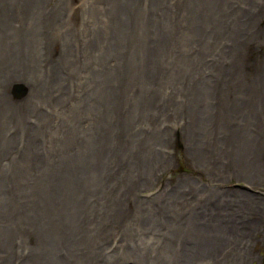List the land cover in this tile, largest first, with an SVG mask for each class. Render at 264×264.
Returning <instances> with one entry per match:
<instances>
[{
    "label": "water",
    "instance_id": "obj_1",
    "mask_svg": "<svg viewBox=\"0 0 264 264\" xmlns=\"http://www.w3.org/2000/svg\"><path fill=\"white\" fill-rule=\"evenodd\" d=\"M204 1L115 0L113 8L106 9L107 18L117 24L106 25L100 31L105 34L115 28L105 39L109 57L96 54L104 69L103 74L97 75L100 84L86 89L78 98V89L93 81L97 71L81 76L84 83L68 73L66 83H59L65 94L52 98L57 107L53 118L64 119L75 111H84L90 117L98 115L93 125L91 155L84 159L80 176L68 179L54 173L55 168L47 170L50 159L45 140L30 138L34 128L25 125V117L19 119L17 132L3 125L4 113L9 121H17L14 102L31 97L23 108L31 104L38 111L37 99L47 92L40 82L28 83L24 77L34 70L39 57L32 37L44 30L46 22L40 21L33 29H18L17 36L29 43L19 57L6 62L8 77L0 79V91H11L13 87L12 96L7 92L0 97V264H139L136 257L141 251L140 243L149 252L146 264H157L165 241L196 233L193 221L209 212L190 210L185 220L178 205L188 196L181 201L176 198V186L193 179H179L165 195L142 193L155 187L161 173L178 165L176 139L185 143L190 158L191 152L205 146L210 150L217 148V158L221 147L215 141L227 145L233 139V133L223 131L224 122L213 114V100L208 99L210 111L204 114L206 103L201 88L210 72L207 65L201 69L197 62L203 63L212 41L208 34L212 22ZM58 3L56 0L53 7ZM0 4L3 6L1 0ZM41 7L40 1L26 0L10 9L25 10L21 20L26 24L33 8ZM123 10H128L125 22L120 21ZM134 12L136 15L131 17ZM139 23L142 35L135 34ZM9 30L10 25L0 19V45L13 37ZM46 36L48 40L50 36ZM94 43L87 47L91 52L97 47ZM63 50L62 47L58 51ZM111 61L113 67L105 70L104 64ZM216 71L212 81H216ZM118 73L121 78L112 81ZM10 75L24 77L26 84L5 87ZM54 76L50 71L47 81ZM124 82L140 83L144 91L125 90L122 95ZM181 96L185 98L183 103ZM69 104L73 106L68 108ZM193 140L199 145L191 146ZM21 156L30 158L28 167L20 166ZM234 165L235 158L231 168ZM68 186L80 190L81 195L64 194L62 191ZM166 198L169 202L164 204ZM95 234L102 238L96 251L97 262H93L95 257L89 249ZM150 238L161 241L147 244ZM154 248L156 252L152 253ZM170 248L174 252V245ZM129 251L136 254L129 255ZM122 254L128 256L127 260H121Z\"/></svg>",
    "mask_w": 264,
    "mask_h": 264
},
{
    "label": "rangeland",
    "instance_id": "obj_2",
    "mask_svg": "<svg viewBox=\"0 0 264 264\" xmlns=\"http://www.w3.org/2000/svg\"><path fill=\"white\" fill-rule=\"evenodd\" d=\"M1 1L3 6L0 4V19L10 25L9 31L13 34V37L8 39L5 44L0 45V79L6 80L8 77V72L5 69L6 62L19 57L21 51L29 43L24 37L17 36L18 29H33L40 21L41 24L46 22L42 26L44 30L38 31V34L33 36L31 41L39 54L34 70L24 76L27 78L26 80L22 76L10 75L5 87L11 88L14 84L20 82L26 84L28 81H33L44 85L47 92L43 98L37 99V103H39L38 111L31 104L27 108H23V105L28 103L31 97L24 102H14L12 105L17 121H9L7 113L6 116L4 113L3 125L5 129L13 133L17 132L19 119L25 117V125L34 128L30 138L45 140L46 152L50 159L47 170L51 172L55 168L57 172L54 173L64 176V179L74 175L80 176V168L84 159L91 155V146L95 135L93 125L98 119V115L90 117L84 111H75V113H66L64 119L61 117L53 118L57 107L55 108L56 102L52 98L65 94L64 86L59 83H66L68 73L77 82L84 83V79L80 80L81 76L88 75L90 71L93 73L97 71L93 81L87 82L85 86L78 89V98L86 89L100 84V78L97 75L103 74L104 69L103 64L100 66L96 54H103L105 59L109 57V55H106L108 44L105 39L110 31L115 28H110L105 34L100 31H103L106 25L109 27L117 24L114 20L110 21L106 15V9L113 8L115 0L110 2L106 0H58L59 3L54 7L53 4L56 0H36L41 2L42 7L33 8L32 15L26 24L21 20L25 17V10L10 9L11 5L15 6L17 2L24 3L26 0H17V2L14 0ZM204 3L207 4V13L210 15L212 22V29L208 33L212 41H209L206 55L202 58L203 63L199 64L197 62L198 67L201 69L207 65L210 72L209 75H206L205 86L201 88L204 90L203 98L206 103L204 114H208V111H210L208 103L211 102H208V99L213 100L215 102L212 109L213 114H217V120L224 122L223 131L233 133V139L227 145L215 141L217 145L220 144L218 148L221 147L219 153L221 156L216 159L213 158L218 154L217 148L210 150L207 146L202 150L191 152L192 158H190L185 143L181 139H176L174 152L177 156L178 165H175L177 168L174 167L176 172H178L177 169H181L183 172L172 175L174 172L171 173V171L174 167L168 169L159 175L155 187L151 191L143 192L142 195L152 196L159 193L165 195L167 189L173 188L179 182V179L183 177L191 178L193 180L179 183L176 186V192L178 193L176 198L179 201L184 196H188L186 201L180 202L178 205L182 218L186 220L187 211L190 210L205 211L209 213H202L201 216L195 218L193 224H196V221L199 220V223H203V225L217 226L216 224H225L227 220L230 221V216H234L239 208L236 205L229 206L225 203L224 199L229 198H221V193H227L230 196L232 192H242V198L238 193L234 194V196H238L233 197V199L239 198V201H241L239 205L242 203L246 205L244 201L249 200L247 204H250L252 208H264V182H258L259 184H257L254 182L252 175L249 177L250 181L248 177L245 179L234 174L235 170L239 171L240 166L250 165L251 162L247 163L246 157L251 160L255 155L258 158L256 162L259 163L264 160V156L259 159L261 157L259 151L263 148L261 145L264 143V0H206ZM136 12L131 14V17H134ZM77 13L78 15H76ZM127 13L128 10H123L119 14L122 16L120 21L124 20L125 22L124 17L126 18ZM140 14L143 15L142 12ZM140 25L141 23H139V29L137 27L135 34L140 32V35H142L143 30ZM46 35L50 36L48 40ZM93 42L97 47L94 48V52H91L87 47ZM62 47L64 50L59 52L58 50ZM104 65L105 70H107V67L112 68L114 63L111 61ZM218 66L223 67V69L217 70ZM50 71L51 75L55 76L48 82L46 75ZM215 71L216 81H212ZM119 76L118 73V78H114L112 81L119 80L121 78ZM16 81L19 82L14 83ZM123 87L124 91L121 90L122 95H124L125 90H130L133 93L144 91L140 83L125 85L124 82ZM11 91L1 90L0 97L4 94L7 95V92H10L12 96ZM205 95L208 98H205ZM181 100L183 103L184 96H181ZM72 103L75 104L76 101L72 99ZM72 106L69 104L68 108ZM46 109H48L49 114ZM86 123L88 124L85 125ZM191 143L194 144H191L193 147L199 145V142L195 140ZM249 149H251L249 155L241 154L242 151L246 154ZM178 151H180V157ZM233 153H237L236 157H233ZM21 158L20 166L28 167L30 158L28 156H21ZM234 158L240 166L234 165L231 168ZM246 171L248 170L244 168V172ZM214 178L222 181L219 183L213 181V183L211 181ZM212 184H218L213 186L217 188V192L212 191ZM208 185L210 186L207 188ZM62 192L72 196L81 195L80 190H77L74 186L65 187ZM219 198L222 202L218 201ZM163 202L165 204L169 200L166 198ZM239 215L238 213L236 216L237 226H240V222L243 220ZM249 215L252 217L251 214ZM221 217H224L223 221L216 220V218ZM252 218L256 221L259 219L264 220L260 216H253ZM93 225L94 223H91V227ZM241 230L243 231L238 236L240 242L230 241L227 244V247L231 250L228 251L229 254L226 253L224 247V252L222 249L218 250L220 254L214 256L194 257L192 255L188 243L196 233L192 232L191 237H171L165 241V247L157 259V264H264V228L260 232L251 233L250 235L248 234L250 232L248 228ZM230 234L236 236L237 232ZM101 239L95 234L94 240L92 238L90 240L89 249L93 253L92 258L95 257L93 262L98 261L96 251L98 250V242ZM160 241L161 238H150L147 244L151 242L155 245ZM191 243L194 244L195 241H191ZM234 243L240 244L238 247L241 248L238 250L241 253L238 251L233 253L232 246H234ZM117 244V241H115L114 245ZM140 244L142 245L141 251L138 246L137 252H140L136 257V262L146 264L145 259L149 252L143 249L145 244ZM173 245L174 252L170 248ZM155 252L156 249L154 248L152 253ZM128 254L133 255L136 253L129 251ZM127 258V255H121V260H127ZM71 259L74 260L73 257Z\"/></svg>",
    "mask_w": 264,
    "mask_h": 264
},
{
    "label": "bare ground",
    "instance_id": "obj_3",
    "mask_svg": "<svg viewBox=\"0 0 264 264\" xmlns=\"http://www.w3.org/2000/svg\"><path fill=\"white\" fill-rule=\"evenodd\" d=\"M37 39H39V38H37ZM261 146L263 148H261V150L259 151V155L261 156V157H259V159H262V157L264 156L263 155L264 154V143ZM250 150L251 149H249L246 154H244V152L242 151L241 154L242 155H245V156L246 155H249ZM246 158H247L246 159L247 160V163L248 162H251L250 165L249 166H246V167H243V166L238 165L235 162V165L240 166L239 167L240 169H239V171L238 170H235V173L234 174H236L237 176H242L245 179H246V177H248V179L250 181H251V179L249 177L252 175L254 177V182L255 183H257V184L263 183L264 182V160H262L261 163L256 162V160L258 158L255 155H253V158L252 159L250 158L251 160H249L248 157H246ZM242 161H243V159H242ZM244 168L247 169L248 171L244 172ZM234 174H231V175H234ZM213 181L215 183H217V182L219 183L222 180L221 179H215L214 178L211 182H213ZM216 185H218V184H212L211 186L213 187V186H216ZM209 186L210 185H208L207 188ZM212 191L213 192H217L218 190H217L216 187H213ZM221 192H223V191H221ZM235 193H238L239 196L242 198L241 194H243V193L242 192H239V191L232 192L230 194V196L227 193H221L220 194V197L221 198H229V199H224V202L227 203L229 206L236 205L237 207H239L238 210L235 212V215L234 216L233 215L230 216V221L227 220V223H225V224H216L217 226H213V225H203V223H199V220H197L196 221L197 223L193 225L194 229L197 230L196 231V235H194L193 238L190 239V241H189L190 243H188V244H189V247L191 249L192 255L194 257H196V256L201 257V256H208V255H213L214 256L215 254L218 255V254H220V253H218L219 252L218 250H221L222 249L223 252H224V247L226 249L225 250L226 253H228V251L230 249H229V247H227V244L230 241L240 242L238 236H240L239 233L243 231L241 229L248 228V230L250 231L248 234L250 235L251 233L255 234L257 232H260L262 230V228H264V220L263 219H259L258 221H256L255 219L252 218L253 216H260V217H263L264 218V208H262V207H253L252 208L250 204H247L248 203L247 201H249V200L244 201V204H246V205H243V203L239 205V203L241 202V201H239V198L238 199L237 198L236 199H233V197L238 196V195H235L234 196ZM230 197L232 198V200H230L231 199ZM221 198L218 199L219 202L220 201L222 202ZM238 213L240 214L239 216H241V218L243 219L240 222V226H237L238 221H237L236 216H237ZM249 214H251L252 217ZM246 216H249V217H246ZM216 220L223 221L224 220V217L223 218L222 217L221 218H216ZM193 223H195V222H193ZM226 226H227V229H226ZM230 228H232V229H230ZM235 232H237V235L236 236L234 234H230V233H235ZM199 233L201 234L200 236H199ZM191 241H195V243L193 244V243H191ZM239 245H240L239 243H234V246H232L233 253L235 251H238L239 253H241V251L238 250V249L241 248V247H238Z\"/></svg>",
    "mask_w": 264,
    "mask_h": 264
},
{
    "label": "trees",
    "instance_id": "obj_4",
    "mask_svg": "<svg viewBox=\"0 0 264 264\" xmlns=\"http://www.w3.org/2000/svg\"><path fill=\"white\" fill-rule=\"evenodd\" d=\"M182 148V147H181ZM178 156L180 157L181 155H180V151H178ZM177 171L178 172H176V169H173L172 171H171V173H173L172 175H176V174H180L181 172H183L181 169H177ZM176 172V173H175Z\"/></svg>",
    "mask_w": 264,
    "mask_h": 264
},
{
    "label": "flooded vegetation",
    "instance_id": "obj_5",
    "mask_svg": "<svg viewBox=\"0 0 264 264\" xmlns=\"http://www.w3.org/2000/svg\"><path fill=\"white\" fill-rule=\"evenodd\" d=\"M177 168V167H176ZM176 168H174V169H176Z\"/></svg>",
    "mask_w": 264,
    "mask_h": 264
}]
</instances>
